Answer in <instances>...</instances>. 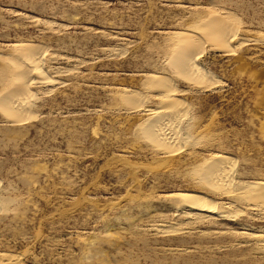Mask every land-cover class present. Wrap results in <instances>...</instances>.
<instances>
[{"label": "rangeland", "instance_id": "obj_1", "mask_svg": "<svg viewBox=\"0 0 264 264\" xmlns=\"http://www.w3.org/2000/svg\"><path fill=\"white\" fill-rule=\"evenodd\" d=\"M218 17L236 36L224 50ZM189 42L208 80L174 67ZM14 45L41 73L22 92ZM217 155L228 176L211 186ZM255 183L264 0H0V264H264Z\"/></svg>", "mask_w": 264, "mask_h": 264}, {"label": "bare ground", "instance_id": "obj_2", "mask_svg": "<svg viewBox=\"0 0 264 264\" xmlns=\"http://www.w3.org/2000/svg\"><path fill=\"white\" fill-rule=\"evenodd\" d=\"M216 23L220 24L221 29L218 31H214L215 41L213 42V44H214L213 46L217 49H220V50L227 49L229 47L228 45L235 41L236 36L234 33H230L227 30V28H224V26L226 24V20L224 18L218 17L216 19ZM174 36L177 37L178 42H182L184 39L183 35H181V34H175ZM191 46H194V44L192 42H189L188 45L185 46L177 54L180 56L181 59L179 60V58H176V65L174 67H176L178 69V71L180 73H182V75L184 73V76H185V73H187L186 75H189V77H191L195 80H199V81L208 80L210 78V75H208V73L206 71H204L195 62L196 60L191 56V54H192V53H190V50L192 49ZM213 46H211V47L214 48ZM189 47H190V49L188 50ZM14 51L17 53V55L19 57V58H16L15 64L14 63L13 64L15 65L16 68H18V67L20 68V72L16 76H18V82H19L18 91L20 90L19 92H22L24 90L26 91V87L28 88L27 80L29 81L33 77V75H35L36 73L37 74L39 73L40 75H41V73H40L39 68H37L38 65L36 62H38V61H35V56L34 57L32 56L34 50L31 47H28L25 45H14ZM17 55H15V56H17ZM15 67H13V68H15ZM185 77H187V76H185ZM152 79H154V78H151V81H152ZM157 80H158L157 78L154 79L156 86L162 82V81L160 82ZM12 82H13V80H12ZM126 95L128 96L129 92H126L125 96ZM121 96H123V95H121ZM167 98L169 99L170 97L167 96ZM157 99H159V98H157ZM164 100H165V98H164ZM3 104H4L3 107L5 108L6 111H8L11 114V116H16V113L10 107L11 104H9L7 100L5 102H3ZM13 105H14V103H13ZM18 105H20V104H18ZM14 106H13V109H14ZM171 107L174 109H178V107L176 106V103L172 104ZM169 120L170 121L168 123L171 124L172 121H171V119H169ZM16 121L18 122V120H16ZM165 123L166 122H164V124ZM164 124L162 126H160L159 129L155 130L154 136H152V137L157 139L161 143V145H165L168 147V145L175 142L176 136H174V134L171 131L172 126L165 124V127H164ZM162 127H164V128H162ZM155 142H157V141H155ZM226 165H227V159L221 155H217L215 157H212L211 159L204 162L202 165L204 167V171L200 165V168L203 171V172L200 171L202 173L203 181L208 183L211 186L217 184L215 182L225 181V179L228 176ZM206 183H204V184H206ZM218 184L220 185V183H218ZM248 188H249L248 190H250L251 192L257 193L261 197L260 199L262 200V197L264 196V184L263 183H258V184L255 183V184H252L251 186H249ZM173 198H176V199H178V201L182 202L183 206H187V207H190L192 209L196 208V209L203 211V212H207V211L209 212L210 211V209H209L210 206H208L205 203V199L202 198L198 194L179 193V194L174 195ZM8 260L11 262L12 259L9 258Z\"/></svg>", "mask_w": 264, "mask_h": 264}]
</instances>
